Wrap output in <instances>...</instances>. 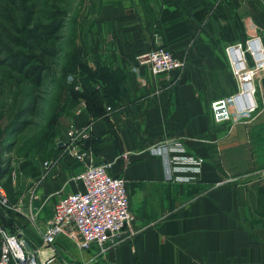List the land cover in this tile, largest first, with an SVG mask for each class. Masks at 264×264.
I'll use <instances>...</instances> for the list:
<instances>
[{
	"label": "crops",
	"instance_id": "0c3cea01",
	"mask_svg": "<svg viewBox=\"0 0 264 264\" xmlns=\"http://www.w3.org/2000/svg\"><path fill=\"white\" fill-rule=\"evenodd\" d=\"M126 1L98 16L92 62L84 65L93 76L82 86L88 107L75 122L91 127V155L125 166L137 216L104 255L77 252L76 263L264 264V79L250 118L217 123L211 111L236 88L225 46L243 42L252 24L264 45V0ZM158 47L185 58L186 68L170 76L135 70L136 56ZM173 138L206 159L202 174L163 181L162 161L148 150ZM225 174L237 180L218 185ZM57 241L46 259L71 243L64 235Z\"/></svg>",
	"mask_w": 264,
	"mask_h": 264
},
{
	"label": "rangeland",
	"instance_id": "374dc122",
	"mask_svg": "<svg viewBox=\"0 0 264 264\" xmlns=\"http://www.w3.org/2000/svg\"><path fill=\"white\" fill-rule=\"evenodd\" d=\"M118 1L121 0H0V184L11 178L19 198V203L10 207L0 187L4 195L0 194V255L4 233L15 232L29 254L37 251V264H50L49 260L77 264L76 253L86 250L78 249L69 237L67 250L46 259L44 251L59 248L58 241L46 245L43 232L56 202L63 194L77 190L76 178L88 164L108 165L109 171L117 168L114 175L123 178L129 190L134 216L131 227L136 221L138 194L135 183H129L122 174L125 166L91 155L85 146L90 144L91 127L75 122L86 100L82 99V86L93 79L90 68L84 65L87 60L92 62L98 16L104 6ZM138 3L143 7L146 0ZM31 31L43 33L44 38L34 41L29 36ZM229 45L225 46L226 56ZM76 128L88 130L89 134L77 140L87 153L82 160L74 158L65 143L68 132ZM236 177L225 174L217 184L235 182ZM55 184L60 185L59 192L50 195Z\"/></svg>",
	"mask_w": 264,
	"mask_h": 264
},
{
	"label": "built area",
	"instance_id": "2783aa9c",
	"mask_svg": "<svg viewBox=\"0 0 264 264\" xmlns=\"http://www.w3.org/2000/svg\"><path fill=\"white\" fill-rule=\"evenodd\" d=\"M251 28L253 33L243 42L227 47L236 88L233 94L211 104L217 123L250 118L259 109L257 93L258 83L264 79V45L258 26L252 24ZM136 61L135 70L145 67L155 76L179 74L187 64L185 58L175 56L166 47L137 55ZM70 82L74 79L70 78ZM86 108L83 101L78 112ZM88 137V130L76 128L68 132L65 143L74 158L82 160L87 156L77 140ZM148 155L162 161L164 182H173L179 175H200L204 170L205 159L191 153L181 139L164 140L150 148ZM76 180L79 189L61 196L56 202L44 227L43 240L46 245H53L59 236L64 235L71 238L78 249L95 248L104 255L134 221L127 183L123 178L110 174L108 165L93 164L86 165ZM0 194L4 197L1 188ZM4 235L0 264H12V260L15 264H37V251L29 254L17 233Z\"/></svg>",
	"mask_w": 264,
	"mask_h": 264
},
{
	"label": "trees",
	"instance_id": "16d2710c",
	"mask_svg": "<svg viewBox=\"0 0 264 264\" xmlns=\"http://www.w3.org/2000/svg\"><path fill=\"white\" fill-rule=\"evenodd\" d=\"M30 38L34 41H40L44 38L43 33H36L35 31H31L29 34ZM85 68V66H84ZM83 85V83H82ZM81 92V91H80ZM88 107V105H87ZM0 187L3 188L8 196L7 202L10 207H13L19 203L18 195L14 191L12 179L10 178L7 182L0 184Z\"/></svg>",
	"mask_w": 264,
	"mask_h": 264
},
{
	"label": "water",
	"instance_id": "95a60500",
	"mask_svg": "<svg viewBox=\"0 0 264 264\" xmlns=\"http://www.w3.org/2000/svg\"><path fill=\"white\" fill-rule=\"evenodd\" d=\"M0 172H1V161H0Z\"/></svg>",
	"mask_w": 264,
	"mask_h": 264
}]
</instances>
